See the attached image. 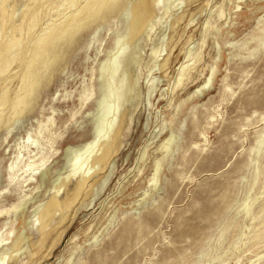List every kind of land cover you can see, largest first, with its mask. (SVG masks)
<instances>
[{
	"label": "rangeland",
	"instance_id": "374dc122",
	"mask_svg": "<svg viewBox=\"0 0 264 264\" xmlns=\"http://www.w3.org/2000/svg\"><path fill=\"white\" fill-rule=\"evenodd\" d=\"M38 1L0 3L4 264H264V0H163L166 10L140 0L134 12L136 0H114L49 41L46 64L33 53L29 74L40 29L84 0ZM141 8L152 13L144 30ZM127 24L131 44L109 79L101 66ZM119 78L110 153L94 176L66 181L40 228V207L114 104ZM28 162L42 164L23 170Z\"/></svg>",
	"mask_w": 264,
	"mask_h": 264
},
{
	"label": "bare ground",
	"instance_id": "6f19581e",
	"mask_svg": "<svg viewBox=\"0 0 264 264\" xmlns=\"http://www.w3.org/2000/svg\"><path fill=\"white\" fill-rule=\"evenodd\" d=\"M3 1H5V0H0V3H2ZM31 1L35 2L36 0H31ZM113 1L114 0H84L80 8L72 9V10L68 11L67 13H64L59 19L53 20L52 22L48 23L45 27L40 29V31L38 33L37 42L32 47L31 52L29 53V55L27 57L24 72L30 74L29 66L32 63L31 56L33 53H35L37 50H43L44 58H43L42 62H43V64H46V62L52 58V52L44 49L45 45L49 41H51V40L54 41V39H58V38L62 37L69 30L74 32L76 29H78L79 23H81L83 21V19L87 18L90 15L98 14V16L104 17L105 16V9L108 8ZM38 2H36V3H38ZM43 2H44V0H43ZM155 2L156 3H158V2L162 3L164 10H166L167 6L165 7L163 0H151V4L153 7L155 6ZM139 3H140V0H136L132 4V6H131L132 12H134L135 10L138 9ZM35 12H36V5L34 3L32 6H30V8H27L22 23L25 24L29 21H33L34 18L36 17ZM140 12H141V15L145 16L144 20H143V24H144L143 30H144L145 27H147V25L149 24V22L151 20L152 13L151 14L150 13L144 14V11L142 10V8L140 9ZM128 19H129V13H128V16L126 18V21L129 24L131 18H130V20H128ZM32 23H34V21ZM128 24L125 26L124 33L121 36L117 37L115 40V44H117V42L120 40V38H122L121 43H118L116 45V50L111 53L110 59L109 60L107 59L103 63V65L101 66V68H104L106 66V64H109V69H110L109 79L113 78V74L118 69V66H119L121 60L126 57V55H125L126 45L131 44L130 41H131L133 31L128 29V27H127ZM20 28L21 27H18V30H20ZM3 31H4L3 13L0 11V33L1 32L3 33ZM16 39H17V37L15 36V34H13L11 36L10 40L8 39L9 41H7V48L13 42H15ZM21 77H23V75H21ZM205 79H206V76H205L203 81H205ZM28 86H30V85H28ZM211 86H213V85H211ZM121 89H122V79L119 78L118 84H117V89L115 88L114 90L112 89V91H111L112 95H114V104L112 103V105H110L104 109L102 119H101L100 123L97 125V128L95 130L94 135L90 139H87L81 145V147L79 149L80 152H79L77 158L74 159L72 157L70 159L69 172L66 173L65 175H63V177H61L62 179L58 182V184L55 185V188L53 189L52 195L49 198V200L46 201L40 207L39 215L37 217V223L40 224V228H43L47 224V223H45L44 219L48 215H51V216L53 215V212H47L46 211L47 205L49 203L54 204L56 202L57 193L59 192L60 188L66 184V181L69 178L76 176V177H80V179L82 181H84L85 179L94 176L98 172V170L102 167V163L104 162V160L106 159V157L108 156V154L110 153V151L113 147L112 143H113V140L116 136V133H117L118 127H119L118 125L115 124L117 122V120H116V117L114 116V114L119 111V97L121 95V92H120ZM23 97H25V95L21 96L18 94V97L16 100H14V102L12 103V106L13 107L14 106L20 107ZM110 111H112V114L108 115V113ZM21 114H22V108H19L18 113H16L15 116H14V114H13V116H11V121H14L16 118L21 116ZM103 127L107 129V134L105 135V138H103L104 137L103 136V134H104L103 133ZM260 143H261V141H260V139H258L257 144L259 145ZM18 156H20V155H18ZM16 159H17V154H16ZM16 164H18V160L11 161L8 164V166H7L8 173L12 174L14 172ZM41 164L42 163H38L37 166H35L34 163L28 162V163H26V165H25L26 167L23 170L33 169L34 167L38 168ZM52 184H53V182H52ZM138 207H140V205H138ZM57 209H58V206H56V210ZM134 213L136 214L137 212H134ZM18 241H19V238L17 237L15 242L18 243ZM15 242L13 244L16 247ZM16 250L18 251V248ZM11 251H14V249H11ZM17 253H19V251ZM9 254H10V252L8 253V255L4 254V255L0 256V260L2 261L0 264H4L6 261H8V258L12 257L11 255H13V253L11 255H9Z\"/></svg>",
	"mask_w": 264,
	"mask_h": 264
}]
</instances>
